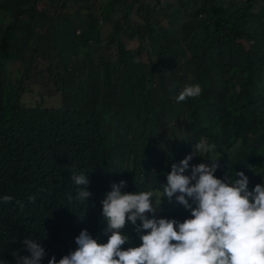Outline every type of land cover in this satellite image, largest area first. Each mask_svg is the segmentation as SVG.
Listing matches in <instances>:
<instances>
[{"label": "clouds", "instance_id": "1", "mask_svg": "<svg viewBox=\"0 0 264 264\" xmlns=\"http://www.w3.org/2000/svg\"><path fill=\"white\" fill-rule=\"evenodd\" d=\"M110 1L101 0L103 9L85 19H107L106 33L110 24L123 23L128 30L116 28L122 46L132 51L143 47L137 60L145 62L146 52L148 62L147 39L152 38L134 29L140 23L156 32L168 29L177 0H133L122 16L111 17ZM193 20L194 7L184 8L179 22ZM136 40L141 44L133 50ZM163 41L191 52L187 45L169 42L176 40ZM113 52L116 45L104 52L105 58ZM153 62L159 64L156 58ZM159 71L153 70L152 77ZM225 86L186 85L176 97L185 100V115L180 121L164 116L137 151L136 164L132 155L111 158L130 147L123 139L107 143L101 150L105 173L99 190L91 191L88 176L73 171L69 179L76 198L69 202L62 198L61 159L74 143L66 131L29 147L33 187L28 190L10 178L2 157L26 147L15 137L5 139L0 144V207L8 212L12 244L0 252V264H264V125L250 121L247 131L232 134L219 147L211 134L220 125L222 97L241 96ZM131 90L120 83L116 98L132 95ZM191 102L203 116L194 115L187 129L182 124L191 114ZM141 158L149 165L138 167ZM230 164L235 170L226 173L223 167Z\"/></svg>", "mask_w": 264, "mask_h": 264}, {"label": "trees", "instance_id": "2", "mask_svg": "<svg viewBox=\"0 0 264 264\" xmlns=\"http://www.w3.org/2000/svg\"><path fill=\"white\" fill-rule=\"evenodd\" d=\"M100 1L0 0V144L15 137L26 147L2 155L10 178L19 186L33 187L28 182L29 147L64 130L74 148L61 159L63 201L76 198L69 179L73 171L88 176L91 191L99 190L105 173L101 150L121 138L130 147L111 158L132 155L136 164L137 151L159 121L166 115L180 121L185 115V100L177 102L176 97L189 84L210 89L226 85L241 95L222 97L220 125L211 134L219 147L224 148L232 134L247 131L250 121L264 125V0H177L168 29L156 32L141 23L134 29L152 38L147 39L148 62L137 60L143 47L132 51L122 46L116 28H126L123 23L110 24L106 33L107 19H85L103 9ZM132 1L111 0L109 16H122ZM190 6L194 20L185 25L179 16ZM163 40H176L169 42L187 45L191 52ZM114 45L117 52L106 59L104 52ZM155 69L161 72L156 79L151 74ZM120 83L133 94L117 99ZM34 94L40 96L36 104ZM188 106L191 114L182 125L191 129L201 109L192 102ZM144 164L149 162L141 158L137 166ZM223 168L226 173L235 170L233 164ZM11 244L8 212L0 207V252Z\"/></svg>", "mask_w": 264, "mask_h": 264}, {"label": "rangeland", "instance_id": "3", "mask_svg": "<svg viewBox=\"0 0 264 264\" xmlns=\"http://www.w3.org/2000/svg\"><path fill=\"white\" fill-rule=\"evenodd\" d=\"M167 1H170V2L172 1V3H173V0H167ZM4 20L6 21V20H8V18H5ZM40 24H42V25H44V26H47L45 23H40ZM42 27H43V26H42ZM47 27H48V26H47ZM140 44H141V42L136 40V41L134 42L133 46H132V49H133V50H136L137 47L140 46ZM85 49L87 50V48H85ZM141 58H142L143 61L146 62V61H147V53H146V52H143ZM14 69H17V68H14ZM8 83H9V79L6 80V86L8 85ZM47 92H48V91H47ZM39 99H40L39 94H34V95L32 96V100H33L32 102H33V104H36L37 101H38Z\"/></svg>", "mask_w": 264, "mask_h": 264}]
</instances>
